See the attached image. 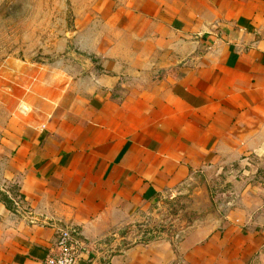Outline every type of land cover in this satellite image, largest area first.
Returning a JSON list of instances; mask_svg holds the SVG:
<instances>
[{
	"label": "crops",
	"instance_id": "crops-1",
	"mask_svg": "<svg viewBox=\"0 0 264 264\" xmlns=\"http://www.w3.org/2000/svg\"><path fill=\"white\" fill-rule=\"evenodd\" d=\"M68 45L11 63L0 264H264V0H97Z\"/></svg>",
	"mask_w": 264,
	"mask_h": 264
},
{
	"label": "rangeland",
	"instance_id": "rangeland-1",
	"mask_svg": "<svg viewBox=\"0 0 264 264\" xmlns=\"http://www.w3.org/2000/svg\"><path fill=\"white\" fill-rule=\"evenodd\" d=\"M96 1L0 0V133L6 125L9 106L15 101L7 90L8 80L13 77L11 63L46 64L56 54L69 52L67 47L75 18L84 15L86 6ZM175 205H168L160 219L149 216L129 225L123 231L124 242L146 241L153 237V231L164 230L163 220L177 212L178 205Z\"/></svg>",
	"mask_w": 264,
	"mask_h": 264
},
{
	"label": "built area",
	"instance_id": "built-area-1",
	"mask_svg": "<svg viewBox=\"0 0 264 264\" xmlns=\"http://www.w3.org/2000/svg\"><path fill=\"white\" fill-rule=\"evenodd\" d=\"M77 246L78 239L75 230L70 227L61 228L56 239L54 254L40 264H74L78 251Z\"/></svg>",
	"mask_w": 264,
	"mask_h": 264
}]
</instances>
